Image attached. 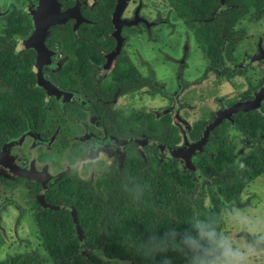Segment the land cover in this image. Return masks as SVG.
<instances>
[{
	"label": "flooded vegetation",
	"instance_id": "flooded-vegetation-1",
	"mask_svg": "<svg viewBox=\"0 0 264 264\" xmlns=\"http://www.w3.org/2000/svg\"><path fill=\"white\" fill-rule=\"evenodd\" d=\"M132 64L155 80H135ZM0 70L33 88L30 106H37L39 87L47 108L41 125L33 109H20L12 131H0V249L6 240L27 244L26 219L73 218L69 209L43 206L45 180V203L70 206L47 192L60 177L78 175L89 199L104 205L97 218H107L109 190H124L141 159L163 172L156 199L170 200L168 175L196 166L167 156L160 143H196L223 111L192 154L194 165L200 155L212 159L216 138L227 171L264 155V0H0ZM39 74L71 97L48 94ZM3 85L0 98L12 93ZM167 121L172 136L165 135ZM245 189L241 200L251 202L256 194L245 196ZM8 256L17 254L0 251V264Z\"/></svg>",
	"mask_w": 264,
	"mask_h": 264
},
{
	"label": "trees",
	"instance_id": "trees-1",
	"mask_svg": "<svg viewBox=\"0 0 264 264\" xmlns=\"http://www.w3.org/2000/svg\"><path fill=\"white\" fill-rule=\"evenodd\" d=\"M133 66L132 64L130 69ZM132 75L135 80H155L154 72L148 77H142L135 67ZM19 81L10 72L1 73L0 70V89L6 83L5 88L10 87L12 90L8 96L0 98V131H12L15 126L14 117L19 114L20 109H33L40 125L43 123L41 116L47 114V108L43 105V91L36 87L37 106H30L25 102L32 99L28 92L33 91V88L22 86ZM9 101L10 105L7 103ZM168 116L166 113V118ZM140 119L142 116L136 118ZM174 132V127L167 121L165 135L172 136ZM213 132L219 133V128ZM218 142L216 138V152L212 159L200 155L195 160L196 171L173 170L168 175L167 188L173 196L164 202L156 199L159 177L163 172L152 171L141 159H135L132 178L127 187L120 190L114 186V189L109 190L105 202L108 203L106 212L111 217L107 218H97L103 213L104 205L96 196L93 200L89 199L92 191L78 175L71 173L68 177H60L49 187L47 194L53 202L70 204L76 208L85 237V247L96 253L87 255L83 252L73 218L66 220L37 217L33 222L38 227L47 259L37 249H33L17 258L8 256L2 264H162L165 258L171 260L172 264H186L184 257L173 251L145 258L141 243L152 232L163 235L170 228L182 230L194 211L207 215L219 212L225 203L238 207L248 205L241 200L242 190L256 177L264 174V155L260 160H255L253 155L247 156L245 161L238 163L239 167L227 171L222 147ZM234 172L235 175H232ZM197 173L201 174L202 179ZM142 191L139 199L133 198L132 193ZM120 197L123 200L130 197V203L121 202L118 199Z\"/></svg>",
	"mask_w": 264,
	"mask_h": 264
},
{
	"label": "clouds",
	"instance_id": "clouds-1",
	"mask_svg": "<svg viewBox=\"0 0 264 264\" xmlns=\"http://www.w3.org/2000/svg\"><path fill=\"white\" fill-rule=\"evenodd\" d=\"M142 194L132 193L134 199ZM141 250L145 258L177 252L186 264H264V210L225 203L219 212L194 211L182 230L149 233ZM162 264L172 262L165 258Z\"/></svg>",
	"mask_w": 264,
	"mask_h": 264
},
{
	"label": "water",
	"instance_id": "water-1",
	"mask_svg": "<svg viewBox=\"0 0 264 264\" xmlns=\"http://www.w3.org/2000/svg\"><path fill=\"white\" fill-rule=\"evenodd\" d=\"M40 61H41V58H40ZM39 83L45 86V88L48 91V94H51L52 92H56L57 95L60 96L63 99L70 98L71 95H72L70 93L61 92L56 87H51L50 83L46 82L45 79L40 74H39ZM238 108H242V104H239V105H237L235 107V109H238ZM179 109H180V107L178 106L176 114H175V118H176L177 122L181 121L179 115H177V112L179 111ZM227 113H228V111H223L221 113H218L217 120L209 125V127L206 129V131L203 134V136L201 137V139L199 141H197L196 143H193V144H191L189 146H182V147H179V148H175V147L169 146L167 144L160 143V146L162 147L163 152L167 156H177V157L181 156L182 158H184L186 160L187 167L189 169H194L195 170V165L190 159L192 154L195 153L196 151L202 150L203 143L206 141V139L208 137V134H209L210 130L212 129V127L216 126L219 122H221L222 117L225 114H227ZM47 183H48V181L45 180L43 188L41 190V194L39 196V200L41 201V203H43V206H45V207H53V208H56V209H69L71 211V213L73 214V221H74L75 226H76L77 231H78V237L80 239V246H81L83 252L85 254H87V255H91L93 253H96V251H94L92 249H88V248L85 247L84 233H83L82 228L80 227L78 213H77V210H76V208L74 206H67V205H62V204H59V205H47L45 203L44 194H45Z\"/></svg>",
	"mask_w": 264,
	"mask_h": 264
},
{
	"label": "rangeland",
	"instance_id": "rangeland-1",
	"mask_svg": "<svg viewBox=\"0 0 264 264\" xmlns=\"http://www.w3.org/2000/svg\"><path fill=\"white\" fill-rule=\"evenodd\" d=\"M155 64H157L155 62ZM158 68V73L160 78H165L168 77L164 71H162L159 67ZM143 108L139 109L140 111ZM252 191L256 194L255 197H252L251 202H247L248 205L242 207L246 208L251 211H255L257 209H262L264 210V174L256 177L254 180H252L248 186L245 189V196L247 194H250ZM22 198L21 196H19ZM23 199V198H22ZM29 220H25L23 222L22 226V234L21 237L25 239L24 242L27 244L22 246L21 248H18L14 243H10L9 241L6 240L3 244V248L0 249L1 252H6L9 253L10 255L17 254V256H14L15 258L18 257V255L23 254V252L30 251L31 249H37L45 259H47L48 255L45 253L43 247H42V242L41 238L39 235L38 227L37 225L33 222V225L30 223L28 224ZM238 238V236H237ZM17 243V240H15ZM29 241V242H28ZM12 246V247H11ZM19 253V254H18ZM119 264H127L126 262H119Z\"/></svg>",
	"mask_w": 264,
	"mask_h": 264
}]
</instances>
